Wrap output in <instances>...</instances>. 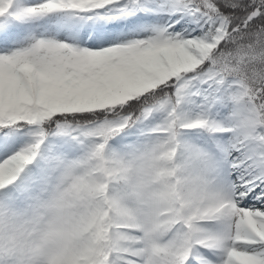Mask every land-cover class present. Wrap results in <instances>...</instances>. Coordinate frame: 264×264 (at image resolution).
<instances>
[{"label": "snow or ice", "instance_id": "6c2138e0", "mask_svg": "<svg viewBox=\"0 0 264 264\" xmlns=\"http://www.w3.org/2000/svg\"><path fill=\"white\" fill-rule=\"evenodd\" d=\"M0 264H264V0H0Z\"/></svg>", "mask_w": 264, "mask_h": 264}, {"label": "rangeland", "instance_id": "374dc122", "mask_svg": "<svg viewBox=\"0 0 264 264\" xmlns=\"http://www.w3.org/2000/svg\"><path fill=\"white\" fill-rule=\"evenodd\" d=\"M159 14H161L162 16H168V14H164V13H159ZM67 19H68L67 17L52 18L51 20H49V18H43L41 21L38 22V25L39 26H45V27L50 25L51 27H54V26L58 25V22H63ZM83 22L84 21H78L76 23V27H78L80 29V31H83V28H86V27H83ZM131 139H132V137H128L122 142L126 143V142H128V140H131Z\"/></svg>", "mask_w": 264, "mask_h": 264}, {"label": "bare ground", "instance_id": "6f19581e", "mask_svg": "<svg viewBox=\"0 0 264 264\" xmlns=\"http://www.w3.org/2000/svg\"><path fill=\"white\" fill-rule=\"evenodd\" d=\"M154 16H156V17H161L162 15L161 14H159V13H154L153 14ZM163 17V19H160V20H158V22L159 23H167V22H169L168 21V16H162ZM184 21L182 20L181 21V23H183ZM91 24V27H95L96 25L94 24V23H92V22H87V21H84V23H83V27H89V25ZM54 27H56V26H54ZM186 27L188 28V30L189 31H191V28H192V25L189 23L188 25H186ZM45 26H39L38 25V27H37V30L38 31H45ZM84 29V28H83Z\"/></svg>", "mask_w": 264, "mask_h": 264}]
</instances>
